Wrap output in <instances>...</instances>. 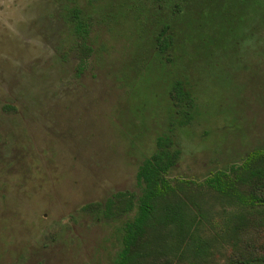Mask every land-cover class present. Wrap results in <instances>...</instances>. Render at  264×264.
I'll return each mask as SVG.
<instances>
[{
	"label": "rangeland",
	"instance_id": "1",
	"mask_svg": "<svg viewBox=\"0 0 264 264\" xmlns=\"http://www.w3.org/2000/svg\"><path fill=\"white\" fill-rule=\"evenodd\" d=\"M174 1H158L160 11ZM204 1L179 9L189 43L203 45L179 58L195 105L173 129L180 154L167 176L199 191L201 235L210 237L225 235L228 208L204 179L264 148V3ZM155 2L99 0L91 13L77 0L91 16L83 43L91 52L77 72L70 0H0V264H111V226L78 209L136 190L137 165L167 132L176 70L138 49V30L156 24ZM238 247L210 244L219 262Z\"/></svg>",
	"mask_w": 264,
	"mask_h": 264
},
{
	"label": "trees",
	"instance_id": "2",
	"mask_svg": "<svg viewBox=\"0 0 264 264\" xmlns=\"http://www.w3.org/2000/svg\"><path fill=\"white\" fill-rule=\"evenodd\" d=\"M76 1L70 0L72 5L65 15L78 47L79 72L80 64L91 52L89 45L83 44L89 32L88 12L92 13L99 0H84L88 12L76 6ZM156 1V24L149 28L142 25L138 30V49L176 70L173 74L177 78L166 92V114L171 118L167 132L154 137L151 152L137 165L136 190L115 191L103 200L83 204L78 212L111 226L116 243L111 264H264V148L250 150L237 165L215 170L204 179L215 198L223 202L222 208H228L224 211V236L201 235L206 210L201 207L199 191L191 189L189 181H172L167 176L180 154L173 129L192 120L195 105L191 88L184 86L189 63L179 62V58L186 52L196 53L203 45L201 40L189 43L194 33L180 27L179 9L201 5L202 0H176L167 13L160 11L163 4L158 1L163 0ZM203 5L215 6V0H205ZM143 18L146 20V16ZM137 65L139 70L144 67L142 60ZM247 228L260 232L259 236L244 237L242 232L247 234ZM219 239L240 246L220 262L213 259L210 250V244L215 240L216 247Z\"/></svg>",
	"mask_w": 264,
	"mask_h": 264
}]
</instances>
